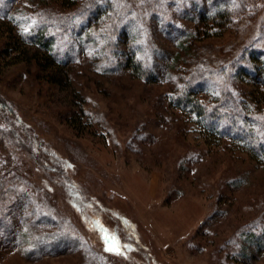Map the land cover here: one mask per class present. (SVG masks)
Wrapping results in <instances>:
<instances>
[{
    "label": "rangeland",
    "instance_id": "374dc122",
    "mask_svg": "<svg viewBox=\"0 0 264 264\" xmlns=\"http://www.w3.org/2000/svg\"><path fill=\"white\" fill-rule=\"evenodd\" d=\"M76 1L0 0V213L11 205L20 239L0 244V264H264V162L170 104L203 76L264 109V85L236 70L258 50L247 66L263 75L264 0L209 36L197 9L229 0H114V26L104 14L89 30L60 23L66 62L47 67L51 51L25 35L46 16L81 20L90 0ZM109 33L127 35L118 49L135 45L155 80L102 57ZM60 232L75 238L65 253L29 254Z\"/></svg>",
    "mask_w": 264,
    "mask_h": 264
},
{
    "label": "trees",
    "instance_id": "16d2710c",
    "mask_svg": "<svg viewBox=\"0 0 264 264\" xmlns=\"http://www.w3.org/2000/svg\"><path fill=\"white\" fill-rule=\"evenodd\" d=\"M114 0H90L84 4H81L78 12L81 13L83 18L81 20L72 19L73 16L70 13L67 16H57V20L51 19L50 17H45L40 23H34L32 29L37 30L33 35H25L27 42L34 43L39 47L43 48L44 51H51L52 58L49 55L45 56V62L47 67H55V60L59 59L61 62H66V59H61L58 57V51L55 52L56 28L60 23H65V28L76 29L78 25L72 22H78L83 26L84 30L92 29L96 25L97 19H99L103 14L101 20L108 21V18L113 24V10L110 2ZM61 7L64 8H75L77 7L76 0H58ZM230 6L221 7L220 9L208 12L207 10L198 8L197 15L194 16L196 22L198 23V32H203L206 36L218 34L220 32L223 24H228L232 20L241 17L242 15L249 19L254 17L252 13L247 11L249 8L255 6L262 7L260 1L257 0H229ZM102 4L103 9H102ZM107 10L108 14L105 16ZM95 14L93 15V12ZM105 12V13H104ZM119 16V15H116ZM115 16V17H116ZM122 17V16H121ZM123 17L121 18V20ZM118 25H122L125 19ZM55 21L58 25L55 26ZM121 22V23H120ZM115 26L119 30V27ZM49 27L55 30L56 36H48L47 32ZM215 27V28H213ZM220 30V31H219ZM106 40L100 45L102 57L106 60L109 57L116 59L117 56L123 55L124 62L117 60V65L124 63L128 65L132 72L138 76L146 77L148 80H155V74L153 70H149L142 61V58L138 55V49L135 45L127 49H118L121 43L127 42V35L123 33L115 35L114 33H109L106 35ZM93 39L91 42H94ZM256 51H252V57H247L248 63L239 64L236 68L237 73L241 76L250 75L253 79H256L259 83L264 85V72L263 75L259 74L257 69H254L250 65L253 63L256 57ZM45 52V53H46ZM99 52V53H100ZM259 52V51H258ZM98 53V55H99ZM244 60V58H243ZM236 71L233 72V74ZM199 91H206L209 93L208 98H201L197 95ZM262 99H264V91H261ZM247 99L236 93L227 83L220 82L215 77V79L210 81V78L201 76L200 79L194 78L187 81L186 84L172 93L170 97V104L173 107L185 110L195 116L198 122L209 132L216 133L223 138H228L232 140L237 146L245 151H248L252 157L258 158L261 162H264V109L256 108L252 109L251 106L246 102ZM10 206L4 212L0 213V244L6 241L20 240L14 237L13 228L10 224ZM75 238L71 237L67 232H60L58 234V239L54 240L52 237H41L35 236L34 243L28 248L30 255H45L51 254L56 255L59 253H65L70 244L75 243ZM74 241V242H73Z\"/></svg>",
    "mask_w": 264,
    "mask_h": 264
},
{
    "label": "snow or ice",
    "instance_id": "6c2138e0",
    "mask_svg": "<svg viewBox=\"0 0 264 264\" xmlns=\"http://www.w3.org/2000/svg\"><path fill=\"white\" fill-rule=\"evenodd\" d=\"M25 31H27V30L25 29Z\"/></svg>",
    "mask_w": 264,
    "mask_h": 264
}]
</instances>
